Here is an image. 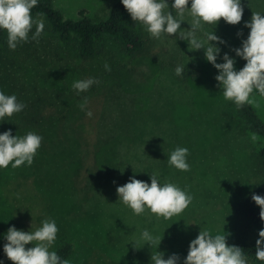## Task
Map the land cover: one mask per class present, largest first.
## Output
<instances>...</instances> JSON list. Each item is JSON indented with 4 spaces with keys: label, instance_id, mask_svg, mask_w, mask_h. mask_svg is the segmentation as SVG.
<instances>
[{
    "label": "rangeland",
    "instance_id": "1",
    "mask_svg": "<svg viewBox=\"0 0 264 264\" xmlns=\"http://www.w3.org/2000/svg\"><path fill=\"white\" fill-rule=\"evenodd\" d=\"M115 1L54 0V6L65 17L75 18L83 10L87 16L100 19ZM241 5L244 13L239 24L228 25L221 19L213 28L214 34L227 42L221 46L223 52L239 47L249 31L243 28L244 21L251 18L252 12L264 11V0H241ZM189 19L186 16V21ZM128 20L147 43L146 51L136 57L123 55L107 41L94 59L81 58L44 29L38 43H25L29 47L18 55L19 61L26 59L24 63L4 67L0 62V76L5 74L8 78L7 86H2L6 94H15L27 104L29 99L24 98L33 88H47L41 94L50 91L53 105L46 104L41 111L59 115V132L68 130L63 125L68 120L69 129L74 128L89 150L86 157H79L77 170H63L62 164L55 171L47 161L42 166L50 168V172L42 171L38 178L32 165L0 169V226L22 222L23 231L27 232L34 231L45 218L54 219L59 231L51 250L64 241L71 242L70 264H150L152 249L147 244L136 249L127 243L145 228L154 236H162L156 251L164 252V258L176 253L181 262L189 242L201 228L210 229L213 234H222V230L230 233L226 237L230 245L237 238L255 244L261 228L243 224L235 207L260 180L254 152L264 139L245 129L235 105L224 100L215 86L216 70L204 60L203 50L191 52L185 41L176 38L151 39L130 16ZM181 27L190 25L182 22ZM205 28L212 30V26ZM238 31L242 36H237ZM27 52L30 57L25 56ZM236 60L239 69L245 61L238 57ZM190 62L199 67L197 77L175 76L176 66ZM105 63L110 72L105 71ZM88 77L99 79V85L77 95L72 83ZM252 95L251 104L264 119V97L256 92ZM61 96H68V100L61 101ZM84 97L93 112L91 118L78 107ZM69 114L73 116L63 117ZM27 130L22 127L13 135L23 136ZM3 131L0 124V132ZM97 139L111 143L107 148L115 150L118 166L96 180L92 175L98 172L93 157ZM176 147L189 149L190 171L168 165V155ZM66 158L56 160L64 163ZM153 171L159 172L162 183H174L192 195V203L179 216L157 219L148 212L136 216L117 201V186L128 182L130 176L150 183L149 174ZM51 194L66 196L73 206L64 212L56 204L49 207ZM248 264H252L249 259Z\"/></svg>",
    "mask_w": 264,
    "mask_h": 264
},
{
    "label": "clouds",
    "instance_id": "2",
    "mask_svg": "<svg viewBox=\"0 0 264 264\" xmlns=\"http://www.w3.org/2000/svg\"><path fill=\"white\" fill-rule=\"evenodd\" d=\"M38 2L0 0V31L7 34L9 50L14 51L30 40L39 42L45 21L42 16L34 18L31 14ZM120 3L149 38H176L185 41L191 52L203 50L204 60L216 70L215 86L225 101L241 108L254 102V92L264 97V11L252 12L251 18L243 23V28L249 30L246 38L241 40L239 47H229L228 52H223L221 46L227 42L214 34L213 28L221 19L228 25L239 24L244 13L241 0H120ZM186 16L190 17L187 21ZM182 22H187L190 27L182 28ZM206 25L212 26V30H206ZM237 36H242V32L238 31ZM230 52L234 55H230ZM237 57L245 61L239 69L236 68ZM185 65L175 67V76L184 74ZM104 68L111 71L107 63ZM99 83V79L88 77L74 81L71 87L80 95ZM78 107L87 117L93 116L88 109L87 97ZM25 108L26 104L19 101L15 94L9 95L0 90V122L21 113ZM42 139L33 131L23 136L13 135L11 129L0 132V169H6L9 165L13 169L22 165L31 166ZM188 155L187 147H176L168 155L167 163L176 170L190 171ZM149 178L150 183L130 176L128 182L116 187L117 201L128 207L133 215L148 212L157 219H171L182 214L192 203L193 197L189 192L174 183H162L159 172L153 171ZM251 200L259 206L262 222L255 241L254 257L264 264V195L253 193ZM58 231L56 221L50 218L42 220L34 231L26 232L11 226L2 237L6 241L3 253L12 264H70L68 259L51 250ZM139 231V237L134 236L127 243L131 242L136 249L147 244L152 249L150 264H248L245 251L240 246L228 244L226 237L230 233L224 230L222 234H213L210 229L201 228L189 242L187 255L182 262L176 253L164 258V252L156 251L162 236H154L147 228ZM29 244L32 247L26 248ZM0 264H4V261L0 260Z\"/></svg>",
    "mask_w": 264,
    "mask_h": 264
},
{
    "label": "trees",
    "instance_id": "3",
    "mask_svg": "<svg viewBox=\"0 0 264 264\" xmlns=\"http://www.w3.org/2000/svg\"><path fill=\"white\" fill-rule=\"evenodd\" d=\"M31 14L34 18L42 16L45 21V30L53 35L64 47H69L81 58L94 59L100 54L101 46L107 41L114 44L115 48H118L123 55L128 57H136L143 54L147 49L146 39L140 31L136 30L129 23V14L121 5L120 0L113 2L106 16L100 19H93L87 16L83 10H79L78 16L75 18L65 17L54 6V0H39L37 6L31 10ZM28 47L29 44L25 45L24 43L19 45L14 51L9 50L7 47V34L5 31H0V62L3 63L4 67L6 64L15 65L24 63L26 59L19 61L18 55L26 52L23 49H27ZM25 56L30 57V53L27 52ZM198 74L199 67L196 63L190 62L185 65L184 78H195ZM7 80L8 78L5 74L0 76V90H3V84L7 86ZM44 89L47 88H33V92L31 91L32 94L28 93V98H24V101L29 99L26 108L21 113L14 114L12 116L13 119L6 117L5 121L0 122L3 129H11L12 134L24 127L29 129V131L35 130L34 132H38V135L43 137L41 146L37 150V154L32 163V171L37 178L42 176V171L46 173L50 172V168L46 170L42 166L46 161L50 164V167L53 164L55 171H58L62 167V164L64 167L63 170H67L69 167L77 170V166H80L79 157L89 153L88 147H86V143L83 142L81 136L77 135L73 127L69 129L68 120L63 124L68 127V130L59 132V115L55 112L44 114L41 111L42 106L46 104L53 105L50 102L51 97L48 96L50 91L45 90V94H41ZM57 95L60 94L57 93ZM67 98L61 96L60 100L66 102L68 100ZM75 98L78 99L77 97ZM70 100H74V98ZM235 110L243 122V127L252 134L264 139V119L259 116L255 107L252 104H246L241 108L235 106ZM66 115H63V117L70 118L73 116V114ZM13 120H16V122L19 121V123H16L19 126ZM107 143L108 141L102 143L98 139L95 142V149L93 151L94 168L98 172H93L92 177L96 178V180L98 178L101 179L105 171L107 172L109 169L118 166L115 164V150H109L107 146L111 143L109 142L108 145ZM57 157L68 158L62 163L56 160ZM254 160L256 173L259 175L260 180L238 201L235 212L243 224L261 228L262 222L259 218L260 209L251 200V195L253 193L264 195V144L254 152ZM42 178L45 181V178ZM39 185L41 186L40 183ZM49 198H52V204L49 207H53L56 204L57 208L62 212L73 206V201L68 200L66 196L51 194ZM11 226L19 230H23L24 228L22 222H13L7 226H0V260H3L4 264H12L3 253V244L6 241L2 238ZM231 245L242 247L252 264H261L254 257V243L237 238ZM54 251L62 258L69 260L73 251V244L69 241H64Z\"/></svg>",
    "mask_w": 264,
    "mask_h": 264
}]
</instances>
